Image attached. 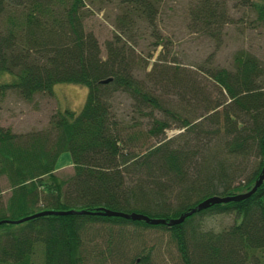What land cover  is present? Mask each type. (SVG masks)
I'll list each match as a JSON object with an SVG mask.
<instances>
[{"label":"trees","instance_id":"16d2710c","mask_svg":"<svg viewBox=\"0 0 264 264\" xmlns=\"http://www.w3.org/2000/svg\"><path fill=\"white\" fill-rule=\"evenodd\" d=\"M93 1L0 0V94L14 88L29 98L35 91L50 92L56 81L87 86L81 107L58 108L47 128L17 132L0 124V176L9 187L5 197L0 187V218L50 208L85 209L44 213L15 228L1 227L0 264H29L37 243L44 264H84L92 251L85 253L82 229L94 221L162 228L182 264H264V178L244 197L210 203L170 224L95 211L104 206L167 219L208 194L247 190L264 162V62L239 50L232 67L204 66L227 97L203 106L208 111L221 105L218 126L203 122L216 112L198 118L175 115L183 127L180 137L190 131L194 137L202 132L204 139L193 148L185 139L174 146L159 137L168 120L151 115L144 132L157 139L137 150L130 142L142 132H124L111 109L113 95L126 93L143 113L151 108L165 112L168 106L144 85V78L168 77L156 64L140 77V57L119 33L105 40L101 54L95 33L84 24ZM119 1L117 22L127 26L136 16L152 22L160 0ZM248 2L264 24V0ZM189 12L203 25L223 13L209 0L197 1ZM63 150L69 151L73 167L65 178L53 172ZM213 213H232V221L218 229L205 227L203 215ZM128 264H151L149 250L133 254Z\"/></svg>","mask_w":264,"mask_h":264},{"label":"rangeland","instance_id":"374dc122","mask_svg":"<svg viewBox=\"0 0 264 264\" xmlns=\"http://www.w3.org/2000/svg\"><path fill=\"white\" fill-rule=\"evenodd\" d=\"M197 1L200 0H160L152 22L136 16L127 26L117 22V15L122 10L119 0H94L89 4L84 24L95 33L102 55L106 52L105 40L116 32L139 55L141 66L137 74L140 77L153 64L163 69L162 72H166L168 77H156L154 81L147 76L144 78V85L168 106L165 112L151 108L143 113L134 109L126 93L117 92L113 95L111 109L115 119L126 127L124 132H142L139 139L131 140L132 148L142 149L156 141L155 136H147L144 132L152 119L151 115L165 116L163 118L168 120V125L159 135L161 140L168 139L170 144L176 146L185 139L188 140V146L193 148L203 141L204 137L199 136L202 132L194 137L193 132L187 131L180 137L183 127L175 115L197 117L199 114L207 116L216 112L215 116L202 119L205 127L218 126L221 105L208 111L203 106L224 98L227 100L224 90L205 74L204 66L232 67L233 56L239 50L250 51L264 62V24L254 17L249 0H209L223 13L207 25H203L202 20L189 12L190 6ZM86 91L84 83L72 81H56L50 92L35 91L29 98L23 97L14 88H8L0 94V124L17 132L47 128L58 108L78 110ZM168 111L172 114H168ZM208 123L211 126H207ZM55 166L53 172L59 177L65 178L72 174L68 150L58 154ZM187 170L191 172V169ZM0 187L5 197L9 187L4 175L0 176ZM169 202H175L173 193H170ZM25 220L9 221L0 225V228H15ZM231 221L232 213L203 215V225L214 229L228 225ZM82 231L83 242L87 244L85 253H88V248L92 251L83 258L84 264H128L133 254L144 250H149L151 264H182L173 239L162 228L143 227L131 222L94 221L87 223ZM42 250L40 243L35 244L29 264H44Z\"/></svg>","mask_w":264,"mask_h":264},{"label":"water","instance_id":"95a60500","mask_svg":"<svg viewBox=\"0 0 264 264\" xmlns=\"http://www.w3.org/2000/svg\"><path fill=\"white\" fill-rule=\"evenodd\" d=\"M263 144H264V135H263ZM263 154H264V147H263ZM264 178V162L261 165L260 171L258 172L256 178L254 179L252 185L247 189L242 192H236V193H230V194H220V193H211L206 195L205 197L201 198L198 200L194 205H192L189 209L184 210L180 214L174 217H169V218H164L160 216H155V215H148L145 212L142 211H137V210H122V209H116V208H110V207H100L98 208L97 212L102 213V214H112V215H121L127 218L131 219H139L142 218L148 222L151 223H158V222H166L168 224L174 223L181 221L184 216L190 214L191 212L203 208L210 203L213 202H219V201H226L230 199H239L241 197H244L254 191L256 187L261 183L262 179ZM72 211H85V209H76V208H67V209H41L37 210L28 214H25L23 216H20L18 218H0L1 221H21L23 219H27L29 217H33L36 215L44 214V213H67V212H72Z\"/></svg>","mask_w":264,"mask_h":264}]
</instances>
